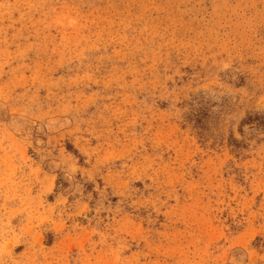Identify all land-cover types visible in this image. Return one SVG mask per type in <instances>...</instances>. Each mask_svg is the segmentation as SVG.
Listing matches in <instances>:
<instances>
[{"label": "rangeland", "instance_id": "374dc122", "mask_svg": "<svg viewBox=\"0 0 264 264\" xmlns=\"http://www.w3.org/2000/svg\"><path fill=\"white\" fill-rule=\"evenodd\" d=\"M0 264H264V0H0Z\"/></svg>", "mask_w": 264, "mask_h": 264}]
</instances>
